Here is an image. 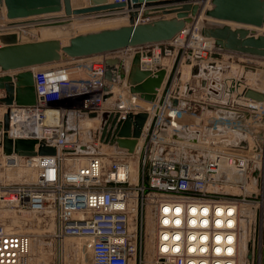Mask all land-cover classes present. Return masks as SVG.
<instances>
[{"label": "built area", "instance_id": "obj_1", "mask_svg": "<svg viewBox=\"0 0 264 264\" xmlns=\"http://www.w3.org/2000/svg\"><path fill=\"white\" fill-rule=\"evenodd\" d=\"M109 1L116 4L129 2ZM204 1V5L210 8V0ZM125 11L128 13L127 8ZM2 18L0 33L19 34L25 28L18 23L21 21ZM129 19L125 20L129 22ZM146 20L139 18L138 22ZM198 23L195 21L167 43L73 60L69 61L73 62L69 67L58 65L45 72L36 70L38 67L31 69L37 103L28 107H11L8 133L13 139L44 140L57 149V154L31 158L1 155L8 168L23 165L35 172V179L5 185L0 192V202H10L16 212L42 214L56 226L60 240H81L88 252L89 264H224L229 260L240 262V258L246 259L241 251L239 234L240 206L257 198L264 199L261 192L264 188V102L239 97L237 91L227 89V81L239 83L243 75L216 81L208 79L207 74L221 71L226 58L231 61L236 58L244 63L245 68H257L254 60L258 59L219 52L214 41L201 34L204 24ZM137 52L146 55L142 60H149L151 69L163 58L174 59L173 80L163 101L160 102L163 93L160 89L159 100L150 103L149 110H144L149 113L150 120L135 152L131 154L105 144L115 150L102 154L98 148L104 145L100 141V118L108 110L104 104L105 95H112L109 110L119 112L121 118L129 112L142 110L121 104L123 98L117 88L131 94L130 86L127 81L122 87L105 81V60L111 57L128 59ZM189 54L192 65L185 63ZM241 58L249 60L243 62ZM195 60L208 69L205 75H191ZM165 68L167 73L172 70ZM182 69H187L188 82L183 89H175L176 78ZM17 72L0 69V77ZM202 80L207 81L205 87L201 85ZM213 81L221 84V89L212 86ZM243 83L250 87L247 80ZM3 97L5 91L0 89V98ZM173 99H177V106L172 105ZM48 107L58 111L55 123L47 122ZM206 108L211 113L207 114ZM6 111L7 107L0 105V123ZM166 111L185 117L188 124L171 128L165 119ZM72 114L79 124L96 120V128L87 143H82L79 138L78 142L76 134L64 137L65 117ZM90 114L97 116L91 118ZM163 122L168 124L167 129L162 128ZM206 129L221 130L225 134L204 136ZM175 132H198L199 137L197 142L178 140L172 137ZM2 135L0 132V141ZM234 136L246 139L248 149L212 145L216 141L232 140ZM83 156L85 160L78 164L77 159ZM137 161L139 167L135 171L133 165ZM256 167L260 174L254 184ZM120 170H124L125 176H120ZM231 174L238 178L231 177ZM232 205L238 209L229 212L228 219L237 217V224L218 226L217 220L222 216L216 209ZM193 207L198 209L195 213ZM177 208H181L180 213ZM204 208L209 211L205 213ZM166 218L169 223L165 222ZM178 219L180 223L176 222ZM193 220H196L195 224ZM259 220V252L256 257L258 264H262V209ZM228 233L235 234L236 256L217 252V247H224L225 242L218 241L216 236L225 237ZM33 244V234L12 232L0 226V264H32Z\"/></svg>", "mask_w": 264, "mask_h": 264}, {"label": "water", "instance_id": "obj_2", "mask_svg": "<svg viewBox=\"0 0 264 264\" xmlns=\"http://www.w3.org/2000/svg\"><path fill=\"white\" fill-rule=\"evenodd\" d=\"M202 0H129L125 3H111L109 0H91L90 5L73 7L72 0H0V18L21 21V25L50 23V27L66 28L67 21L73 18L93 17L92 22L114 19L116 16L129 15V22L115 27H102L77 33L69 38L66 44L61 40H39L35 28L25 27L17 32L0 33V69L4 72H16L0 77V89L5 91V97L0 98V105L6 106L0 132L3 133L0 147L1 155L31 158L36 156H55L57 149L44 140L31 138L13 139L9 135L11 107H28L37 103L34 72L36 67L73 61L93 56L116 53L127 49L142 48L153 44H163L174 40L192 25L200 16L212 22H221V26L202 25L201 34L214 41L215 48L222 53L234 54L264 60V0H210V8L203 10ZM128 9L126 13L125 9ZM62 16H60V15ZM48 15H55L44 18ZM58 15V16H56ZM122 16V17H123ZM37 17V18H36ZM43 17V18H42ZM146 18L145 22H138ZM237 25L233 27L232 25ZM263 31V32H262ZM145 54L136 53L133 58L124 59L111 57L105 60L104 79L111 85L122 87L128 82L129 91L141 100L155 103L159 100V90L162 89V102L174 77L176 63L170 73L160 64L147 68L142 63ZM131 61L132 67L127 72L126 62ZM191 75H205L208 69L194 61ZM185 63L192 65L191 54ZM48 71L44 69L40 72ZM241 82L227 81L230 92L237 91L239 97H245L257 102H264V69L256 70L247 67ZM248 78L256 81L262 89L256 90L244 86ZM212 86L221 89V84L213 81ZM202 87L207 85L201 81ZM108 90V88L106 89ZM111 94H106L104 104L108 109L101 115V136L103 144L117 146L119 149L134 153L142 131L150 120L147 111L129 112L121 118L119 112L109 110L112 101ZM177 106V99L172 100ZM96 114H90L95 118ZM163 129L168 124L163 122ZM75 134L64 120V137ZM222 135L221 130L206 129L203 135ZM192 136V137H190ZM174 139L197 142L199 133L182 134L175 132ZM214 146L232 147L247 150L248 141L241 136L232 140L213 142ZM260 169L256 167L253 174L254 184L257 183ZM256 198V195H252ZM264 209L262 210V212ZM257 210L249 204L240 206L239 234L241 251L246 257V264H255L256 258V225ZM248 223V224H247ZM248 227V228H247Z\"/></svg>", "mask_w": 264, "mask_h": 264}, {"label": "rangeland", "instance_id": "obj_3", "mask_svg": "<svg viewBox=\"0 0 264 264\" xmlns=\"http://www.w3.org/2000/svg\"><path fill=\"white\" fill-rule=\"evenodd\" d=\"M90 3L91 1L88 3V5H90ZM52 16H55V15H48L44 18L52 17ZM92 18L93 17L91 16L90 17H80V18L75 17L71 20L75 24V25L73 24V27H71L67 31H62L61 34L59 35L49 36L44 41L62 39L61 42L63 41L66 44L69 38L73 35H76L77 33L86 32L88 30L98 29L102 27H115V26H119L127 22L126 20H117V21H111L108 23L101 22V21L92 22L91 21ZM1 20H3V18ZM208 22L211 23V21H208ZM49 29L54 30L55 28L54 29L49 28ZM36 31H37V38L41 40L40 30L36 29ZM151 51H152V48H151ZM226 62L227 63L222 65L221 71L215 70L214 73L210 72L207 74V78L219 81V78L224 79L225 77L239 78L242 75L251 76L250 73H245L246 68L243 67L244 63L238 62L236 58H233V61H231L230 59L229 61H226ZM72 63L73 62L69 63V61H60L58 63H53L45 67H38L36 70L42 71L44 69H49L50 67H55L58 65L69 67L70 65H72ZM259 69H261V67L257 66L256 70H259ZM183 70L184 69H182L181 72L178 73V76L176 78L180 86L184 85V83L186 82V80L183 78V73H182ZM247 84L250 87L259 88L256 84V81L252 80L251 78L247 79ZM205 110L207 114L211 113L209 108H206ZM70 116H72L71 117L72 119H71V126L70 125L69 126L71 128L76 127L78 128V130L80 129L81 142L87 143L86 141H89L91 139V135L93 133V129L96 128V124L88 127L87 123L89 121L86 120L79 124V120L77 119L76 116L74 117L73 114ZM70 116L68 118H70ZM68 118H67V121H68ZM200 123H202V121ZM76 138H77V141L79 142L78 136ZM113 150L115 149H111L109 146L108 147L105 146V144L100 145L98 148V151L102 154H106L109 151L112 152ZM83 158L85 157L83 156ZM231 177L235 179L238 178V176L235 174H231ZM34 179H35V172L33 170H30L24 167L23 165L17 168H8L5 163V160L3 159V156H1L0 154V192L3 191L2 187H4L7 184L13 185V182L14 183L15 182L23 183L25 181L30 182V181H33ZM258 201H260V198H257L253 202L250 201V205L254 206L257 210L256 212L257 217L255 218L256 254L257 255L259 252V249H258L259 231L258 229H259V224L261 225L260 220H259V214H260L261 209L258 207L260 204V203L258 204ZM247 203L249 204V202ZM47 221H48L47 218H45V216H43L42 214L16 212L13 208V205L10 202H0V226L12 232L13 231L14 232H29L33 234L34 236L33 254L34 255L32 259V264H89V255L86 249L84 248L83 242L75 238H63L62 240H60L57 237L56 226L51 221H48V222ZM24 227H30L31 229L30 231H24ZM32 227H33V230H32ZM263 248H264V244H263ZM255 264H258V257L255 258ZM262 264H264V251H263Z\"/></svg>", "mask_w": 264, "mask_h": 264}, {"label": "bare ground", "instance_id": "obj_4", "mask_svg": "<svg viewBox=\"0 0 264 264\" xmlns=\"http://www.w3.org/2000/svg\"><path fill=\"white\" fill-rule=\"evenodd\" d=\"M91 0H76L75 1V3L77 4V5H79V6H76V7H83V5L84 4H88L89 2H90ZM201 2V1H200ZM203 3V4H202ZM72 4H73V2H72ZM201 4H202V6H203V10H205V9H207V6H205L204 4H205V1L204 0H202V2H201ZM60 15V14H59ZM56 16H58V15H56ZM60 16H62V15H60ZM123 16V15H122ZM116 16L114 19H110V20H104V21H117V20H122V19H127V16ZM4 17V16H3ZM203 17V19H205L204 18V16H200L196 21H198L199 22V20L201 19ZM43 18V17H42ZM0 19H2V17L0 18ZM27 20H29V23L27 24V25H24L25 27H28V28H30V29H33V28H35V30L36 29H38V30H40V32H41V40H46V38L47 37H49V36H52V35H54V36H56V35H59V34H61V32L62 31H64V29H66V28H60V27H58L57 29H56V27H50L49 26V24L50 23H45V22H43V23H39V24H32L31 22H30V20H32V19H27ZM72 20V19H71ZM71 20H68L67 21V24H68V26H67V30H69L71 27H73V24H74V22H72ZM207 20V19H206ZM100 21H102V20H100ZM1 22V21H0ZM200 24H208V25H216L215 23H217V24H220V25H217V26H221L223 23H221V22H212V23H210V22H205L204 23V20H201L200 22H199ZM198 23V25H200ZM1 25H3V24H1ZM70 25V26H69ZM233 27H236L237 25H232ZM49 28H55L54 30H51V29H49ZM67 30H65V31H67ZM52 38V37H51ZM61 39V38H60ZM62 40V39H61ZM161 60V59H160ZM162 61H165L166 62V58H163L162 59ZM151 64V63H150ZM144 66H145V64H143ZM173 65H174V62L172 63V65L169 67L168 66V70L169 69H171V68H173ZM161 66H163V65H161ZM34 69H36V68H34ZM212 73H214V72H212ZM230 78H233V77H230ZM190 82V81H189ZM117 90H119V91H117ZM117 90L115 89V92L117 91L118 92V94L119 95H121L122 96V98H123V103H121L122 105L123 104H125V106L127 107H129V106H136V107H138V108H140V109H142V110H149V108H150V106H151V104L150 103H148V102H145L144 100H141V99H139L138 97H136L135 95H133V94H129L128 92H125L123 89H121V88H117ZM46 114H47V122L48 123H55L56 121H57V118H58V116H59V114H58V111L56 110V109H54V108H52V107H48V109L46 110ZM72 116H70V118H68L67 116L65 117V119H67L68 118V123H69V125L71 126V118ZM75 117V116H74ZM73 117V118H74ZM165 119L169 122V124L171 125V128H174V127H178V128H182V126H184V125H186V124H188V119H186L185 117H181V116H176V115H174V112L173 111H170V112H168V111H166V113H165ZM74 120V119H73ZM76 121V120H75ZM74 121V122H75ZM89 122L87 123V126L88 127H90V126H92V125H95V119H89L88 120ZM75 124V123H74ZM71 128V127H70ZM72 130H74V132H75V134H76V137L78 136V138L80 139V141H81V131H80V129L78 130V128H76V127H73V128H71ZM77 139V138H76ZM108 147V146H107ZM115 147H117V146H115ZM112 149H114V148H112ZM106 152V151H105ZM13 158V157H12ZM78 160V164H81L84 160H85V158H83V157H81V158H78L77 159ZM132 164V163H131ZM9 165H13V164H9ZM12 167V166H11ZM138 167H139V161H137V162H134V165H133V169H135V171L138 169ZM120 176H125V173H124V170H120ZM263 191H264V188H263ZM262 191V194L264 195V192ZM260 203V204H259ZM258 204H259V208L260 209H264V199L261 201V202H259ZM247 204V203H246ZM249 205H250V203H249ZM237 209H238V206H236V209H235V206L234 205H232V206H230V207H225V206H221V207H219V208H217L216 209V212L219 214V215H221L222 216V218L220 217V218H218V220H217V225L218 226H222V225H224V226H226V227H233L234 225H236L237 224V221H238V218L237 217H229V219H228V215L227 214H229V212L230 213H233V211H237ZM198 209L197 208H195V207H193V209H192V211L195 213L196 211H197ZM166 211H168V209H166ZM209 211V208H204V212L205 213H207ZM177 212H181V208H177ZM239 221H241V218H240V220ZM165 222L166 223H169L170 222V220H169V218H166V220H165ZM177 223H180L181 222V220L180 219H178L177 221H176ZM192 223H196V220L194 221H192ZM248 224V223H247ZM149 225H151L152 226V224L151 223H149ZM30 227H24V231H30ZM152 229H153V227H152ZM32 230H33V227H32ZM217 237V240L218 241H220V240H222L223 242H225V246L224 247H222V246H218L217 247V252L218 253H224V254H226V255H228V256H231L232 254H235V256L237 255V246H236V243H234V240H235V234L234 233H228V234H226V236L225 237H223L222 235H219V236H216ZM241 242V241H240ZM80 246V245H79ZM166 249V248H165ZM32 253H33V250H32ZM34 255V254H33ZM246 264V259H244V258H240V262L238 261V260H236V259H234V260H229L228 262H225L224 264ZM217 264H219V263H217ZM220 264H223V263H221L220 262Z\"/></svg>", "mask_w": 264, "mask_h": 264}, {"label": "crops", "instance_id": "obj_5", "mask_svg": "<svg viewBox=\"0 0 264 264\" xmlns=\"http://www.w3.org/2000/svg\"><path fill=\"white\" fill-rule=\"evenodd\" d=\"M75 1L76 0H72V2H73V7H76V6H79V5H77L76 3H75ZM88 4H84L83 6H87ZM129 16H127V18H128ZM122 20H125V19H122ZM201 20H204V23L205 22H208V20H206V19H203V17L199 20V22L201 21ZM101 22H105V23H108V22H111V21H104V20H102ZM200 24V23H199ZM216 25H220V24H217V23H215ZM75 25V24H74ZM263 32V31H262ZM40 37H41V32H40ZM70 37V36H69ZM72 37V36H71ZM42 38V37H41ZM62 43L63 44H65L63 41H62ZM135 55V54H134ZM133 54H132V57H130V58H133V56H134ZM228 58H226V61H229V60H227ZM249 59H246V58H241V61H243V62H247ZM174 62V59H172V58H166V62L165 61H161V63L160 64H162V65H164L165 67H170L171 65H172V63ZM254 62H255V64H257L258 65V67H261V68H263L264 69V61H258V60H254ZM141 63L142 64H145V67H147V68H150L151 67V65H150V61L149 60H147V59H144V60H141ZM225 63H227V62H225ZM126 66H127V72H129L130 71V69H131V67H132V63H131V61H127L126 62ZM234 70H236V69H234ZM169 71V70H168ZM182 73H183V78L186 80V82H188V80H187V78H188V75H187V69H184L183 71H182ZM226 78V77H225ZM228 78H230V77H228ZM186 82L184 83V85H186ZM184 85H182V86H180L179 85V83L176 81V83L174 84V88L175 89H177V88H182L183 89V87H184ZM252 88H254V89H256V90H260V91H262V89H260V88H256V87H252ZM229 97V96H228ZM228 97H226L225 99H227L228 100ZM188 98H190V96L188 97Z\"/></svg>", "mask_w": 264, "mask_h": 264}]
</instances>
